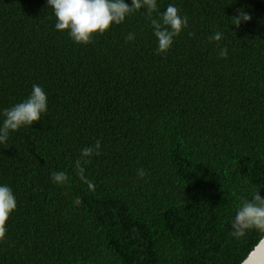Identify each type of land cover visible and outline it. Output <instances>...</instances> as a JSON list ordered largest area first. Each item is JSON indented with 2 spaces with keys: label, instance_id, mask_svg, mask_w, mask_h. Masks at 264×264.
Returning a JSON list of instances; mask_svg holds the SVG:
<instances>
[{
  "label": "trees",
  "instance_id": "16d2710c",
  "mask_svg": "<svg viewBox=\"0 0 264 264\" xmlns=\"http://www.w3.org/2000/svg\"><path fill=\"white\" fill-rule=\"evenodd\" d=\"M170 3L189 27L156 55L143 9L77 45L47 0H0V111L33 84L49 106L0 144V183L17 199L0 264H240L258 242L233 238L230 219L251 190L264 196V0L159 10ZM239 8L252 19L237 28ZM60 171L64 185L50 179Z\"/></svg>",
  "mask_w": 264,
  "mask_h": 264
},
{
  "label": "clouds",
  "instance_id": "9594fccd",
  "mask_svg": "<svg viewBox=\"0 0 264 264\" xmlns=\"http://www.w3.org/2000/svg\"><path fill=\"white\" fill-rule=\"evenodd\" d=\"M55 17L54 28L66 32L70 40L77 45H88L94 38L105 34L111 26L121 25L126 18L143 9L149 27L156 39V55H166L175 39L189 27V18L181 15L175 3H170L160 11L158 0H47V8ZM232 25L239 28L251 21L252 17L243 8L236 10ZM135 33H129L126 42L135 41ZM210 41L219 42L223 33L217 31L209 37ZM219 56L227 58L228 48L222 47ZM49 111L48 96L43 87L33 84L30 94L22 102L0 111V144L8 141L10 134L21 128L32 127L41 121ZM102 143L96 140L80 150V157L75 162L77 174L84 178V165L90 158L101 155ZM147 173L143 168L137 170V176L143 179ZM50 179L54 184L64 185L69 177L66 172H52ZM89 189L93 183L87 181ZM17 209V199L13 189L0 183V242L6 238V224L10 215ZM230 235L236 240L244 238L249 232L259 235L258 242L249 251L240 264H264V196L260 189H253L241 199L230 219Z\"/></svg>",
  "mask_w": 264,
  "mask_h": 264
}]
</instances>
